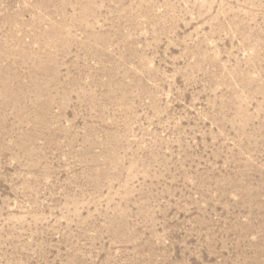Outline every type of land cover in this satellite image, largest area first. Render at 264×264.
Wrapping results in <instances>:
<instances>
[{
	"label": "rangeland",
	"instance_id": "1",
	"mask_svg": "<svg viewBox=\"0 0 264 264\" xmlns=\"http://www.w3.org/2000/svg\"><path fill=\"white\" fill-rule=\"evenodd\" d=\"M0 264H264V0H0Z\"/></svg>",
	"mask_w": 264,
	"mask_h": 264
}]
</instances>
